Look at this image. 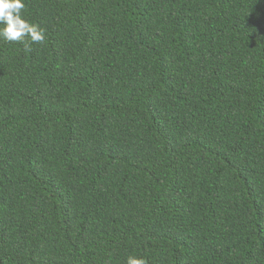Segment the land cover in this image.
<instances>
[{"label": "trees", "instance_id": "16d2710c", "mask_svg": "<svg viewBox=\"0 0 264 264\" xmlns=\"http://www.w3.org/2000/svg\"><path fill=\"white\" fill-rule=\"evenodd\" d=\"M24 2L0 264H264V0Z\"/></svg>", "mask_w": 264, "mask_h": 264}, {"label": "clouds", "instance_id": "9594fccd", "mask_svg": "<svg viewBox=\"0 0 264 264\" xmlns=\"http://www.w3.org/2000/svg\"><path fill=\"white\" fill-rule=\"evenodd\" d=\"M24 10V0H0V38L21 43L26 50H30L31 44L45 41L46 33L38 24L24 17ZM127 264H147V261L142 257L130 256Z\"/></svg>", "mask_w": 264, "mask_h": 264}]
</instances>
